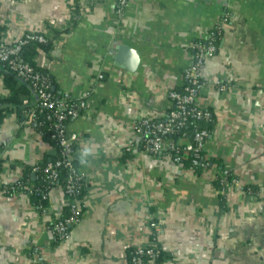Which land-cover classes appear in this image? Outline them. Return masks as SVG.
Masks as SVG:
<instances>
[{
	"label": "crops",
	"instance_id": "crops-1",
	"mask_svg": "<svg viewBox=\"0 0 264 264\" xmlns=\"http://www.w3.org/2000/svg\"><path fill=\"white\" fill-rule=\"evenodd\" d=\"M115 5L0 0L1 40L46 34L50 46L35 62L52 90L89 93L87 112L67 125L86 185L66 241L51 230L65 205L61 187L43 209L4 193L33 179L30 169L54 159L55 146L26 114L0 122V264H128L131 249L153 245L161 257L146 264H264V0H127L122 16ZM225 15L200 69L195 105L210 115L209 164L195 172L173 161L167 139L155 155L133 127L167 119L196 44ZM222 171L228 183L218 186Z\"/></svg>",
	"mask_w": 264,
	"mask_h": 264
},
{
	"label": "built area",
	"instance_id": "built-area-1",
	"mask_svg": "<svg viewBox=\"0 0 264 264\" xmlns=\"http://www.w3.org/2000/svg\"><path fill=\"white\" fill-rule=\"evenodd\" d=\"M126 5L127 0H116L115 14L122 16ZM227 21L228 17L225 15L220 24L210 32L207 40L196 44L195 62L186 70L184 88L170 93L173 108L169 112L167 119L165 121L141 120L133 127V135L141 137L144 145L153 154L159 155L163 152L162 142L167 139L169 143L165 151H168V153L169 151H175L177 155L173 158V161L179 163L180 155H178L179 152L171 136L183 131L189 123L208 121L210 117L209 113L197 108L195 105L197 92L201 88L200 69L204 61L216 53L215 39L220 36L222 26ZM32 43L45 44L46 34L28 32L14 40H0V66L12 73L20 82L32 88V101L29 104L26 117L34 125L46 127L50 132V138L55 140L56 145L59 147L58 158L47 163L42 170L44 178L56 185L58 184L59 171L65 170L67 173L65 194L70 197L68 202L71 205V214L63 221H58L52 230L53 235L58 237L60 241H66L69 237L68 229L80 221V206L78 205L79 202H77L76 196L86 185L85 176L73 163V155L78 137L76 134L68 132L67 125L69 121H74L87 112L89 108V93L86 92L80 96L64 93L61 94L60 98H56L49 91L50 82L48 77L42 73H36L29 64L24 63L20 58L22 48ZM98 79H102V75H99ZM0 90L2 91L1 88ZM2 93L6 95V91H2ZM37 114H42L44 119L39 121ZM39 133L42 135V131H39ZM207 137L208 132L206 130H195L193 132L191 150L193 152V160L191 161V169L198 165L204 169L208 167V163H201L199 161L201 152L204 151ZM133 145V140H128L126 150L129 151ZM38 171H40L38 167L34 166L32 168L33 173ZM226 178L227 171H222L221 176L217 178L221 186L227 185ZM19 187H21V184L16 182L6 187L4 193H20L17 190ZM25 190V194L32 193V189L29 187H26ZM250 191L247 189L246 193ZM159 253L158 248L154 245L134 248L132 264H143L142 257H146L147 262H153L158 258Z\"/></svg>",
	"mask_w": 264,
	"mask_h": 264
},
{
	"label": "trees",
	"instance_id": "trees-1",
	"mask_svg": "<svg viewBox=\"0 0 264 264\" xmlns=\"http://www.w3.org/2000/svg\"><path fill=\"white\" fill-rule=\"evenodd\" d=\"M0 40H1V30H0ZM49 46H50V41L46 37L45 44L32 43L30 45L23 47L20 53V58L22 59L24 63L29 64L36 73H39V74L42 73L45 76H47L50 82L49 91L52 92V94L56 98H60L61 95H58L56 92L52 91V86H53L52 79L46 73L41 71L36 66V62H35L38 51L47 50ZM0 88L2 89V91H6V95H3L2 91L0 90V122H2L5 118L13 114L16 115L18 119L23 118L29 109L30 102L32 101V94H33L32 88L29 85L20 82L12 73H10L9 71H6V69H4L1 66H0ZM37 117L39 121L44 119L42 114H37ZM210 121L211 120L209 118L208 121L189 123L184 128L183 131L179 132L178 134L174 136H171V139L175 143L176 148L179 152L178 155H180L179 163L182 164L184 167L189 168V169L191 168V161L193 160V152H191L192 144H193L192 143L193 132L195 130H206L208 132L209 130L208 124L210 123ZM35 127L38 131H42V136H43L44 141H47L48 143H51L53 146H55L56 156L54 159L52 158L49 159V157H47L46 159H43L39 164H37L36 167H38L40 171L33 173L32 169H30L29 172L33 174L34 176L33 179L29 177L28 175L25 176L23 179L18 181V183L21 184V187H19V189L17 190L20 193L24 192L23 194H25L26 193L25 188L26 187L31 188L32 193L25 194V196L29 199V201L34 206L38 207L39 209H43L47 206L50 190L54 187L62 188L64 192V196H65V205L63 207L62 215L59 217V219H57L55 222L51 224V230H53L55 224L58 221H63L64 219L69 217L71 214V205L68 202L70 197L67 194H65V184H66L67 173L65 170L59 171L57 185L52 184L49 180L44 178V172L42 169L46 166L47 163H49L50 161L56 160L58 158L59 147L56 145L55 140H52L50 138V132L47 130L46 127H42V126L39 127L37 124H35ZM179 139L188 140L189 145L178 143ZM185 151H187L186 155L184 154ZM169 153L172 156V158L176 157L177 155L175 154V151H171V152L169 151ZM199 161L201 163L209 164V162L204 159L203 152H201ZM201 169L202 167L200 165L193 168L195 172H198ZM216 184L218 186H221L218 179H216ZM84 189H82L80 193L76 196L77 202L81 203V200L83 198ZM81 214L82 212H80V215H79L80 217H81ZM69 232H70V228L68 229V233ZM54 237L57 242H61L58 239V237L56 236ZM133 257H134V249H131L128 253V264H132ZM160 257H161V252L159 253L158 258ZM142 259H143V264H146L148 261L146 257H142Z\"/></svg>",
	"mask_w": 264,
	"mask_h": 264
}]
</instances>
